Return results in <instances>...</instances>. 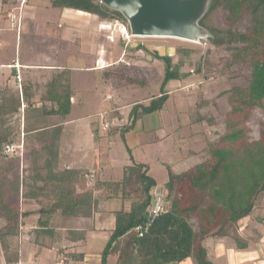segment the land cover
Wrapping results in <instances>:
<instances>
[{
    "label": "trees",
    "instance_id": "16d2710c",
    "mask_svg": "<svg viewBox=\"0 0 264 264\" xmlns=\"http://www.w3.org/2000/svg\"><path fill=\"white\" fill-rule=\"evenodd\" d=\"M2 3L4 10L0 15L7 17L11 2L2 0ZM19 3L17 0L16 5ZM48 6L79 10L106 22L127 23L119 11L94 0H50ZM218 12L224 14L223 22L213 25L211 20ZM20 20L18 15L11 27L18 29ZM199 24L208 29L211 45L229 51L227 65L244 64L248 77L245 83L229 89L227 101L230 109L223 120L224 130L209 143L206 157L180 173L165 164L167 178L162 185L165 205L152 218L149 212L151 181L155 179L148 173L147 163L134 159L125 136L134 129L139 114H151L161 108L168 96L163 94L165 84L181 76L180 61L174 63L171 55L154 53L155 58L164 63L161 95L151 98L148 104L135 103L129 112L130 122L118 127L130 160V164L123 167L120 180L101 179L96 167L70 166L59 171L52 167L55 160L53 147L60 128L48 120L51 115L63 117L70 112L73 95L68 78L70 69L63 68L52 76L46 85V93L40 98L41 105L32 100L35 90L28 80L22 81L19 98L3 97L0 103V156L7 158L5 171L0 174V221H3L0 223V248L3 255L9 252L10 237L16 235L21 217L29 214L20 208L21 197L27 196L19 192L22 179L15 174L8 177L13 168L19 172L24 146L13 154L5 152L6 145L14 143L16 135V129L7 126L5 118L18 113L23 100L28 108L24 111L22 142L25 146L27 143L39 144L35 150L45 153L44 163L39 168L44 169L46 175H39L36 165L31 167L34 171L30 177L33 181L30 185H34L32 192L45 187L55 197L49 205L40 206L37 223L40 229H36L37 232L48 234L53 231L48 223L56 211L63 216L89 217L98 209L99 202L109 196L116 197L125 202V207L112 210L114 226L99 251L100 264H108L110 258L114 259V264H178L188 257L193 264H215L209 258L204 240L207 237H233L238 222L259 207L258 198L264 192V123L257 139L249 136L247 127L251 112L261 107L264 101V0H211ZM179 50L184 51L183 48ZM199 68L200 62L196 70ZM2 91L5 89L0 90V94ZM203 119L213 120L199 117V120ZM31 132L33 134L28 135ZM108 133L112 135L114 132ZM38 180H42L43 185H38ZM179 185L187 189L180 193ZM94 194L98 195L97 198ZM137 226H142V235ZM57 251L64 253V264L82 261L85 257L83 252L68 246H61ZM4 262L14 264L6 255Z\"/></svg>",
    "mask_w": 264,
    "mask_h": 264
},
{
    "label": "rangeland",
    "instance_id": "374dc122",
    "mask_svg": "<svg viewBox=\"0 0 264 264\" xmlns=\"http://www.w3.org/2000/svg\"><path fill=\"white\" fill-rule=\"evenodd\" d=\"M6 1L14 3V6L17 2ZM30 4L36 8L37 16L31 17V12L28 11L29 8L31 11V7L28 5L22 24L20 20L17 35L16 28L10 29L9 21L0 18V86L5 83L2 87L5 91L0 94V103L3 97H20L18 82L14 83L12 79L6 82L10 71L6 64L18 55L21 59L44 63L46 66V70L34 75V79H37L34 83L37 87L35 99H40L42 94L46 93V83L55 73H59L63 68L70 69L68 78L73 95L67 119L78 118V121L66 123L61 138H58L63 141L65 137L72 138L74 134V144L78 145L82 140V146L86 149L92 145L90 122L92 121L93 129L100 132V121H108L109 127L104 131L114 133L109 140L103 137L102 144L95 147V151L102 152L103 158L111 163L112 167L107 170L104 177L108 178L111 174L113 180H120L123 165L130 164V160L118 127L130 122L129 112L135 103L148 104L151 98L161 95L164 63L155 58L154 53L171 55L174 63L179 61L181 63L179 68L181 76L165 84L163 94L168 96L161 108L151 114L139 115L135 131L145 133L137 134L134 140L138 142L139 137L157 138L153 140L157 142L153 144L152 156H148V160L143 157L140 161L144 160L149 164V174L157 185H163L167 178L166 163L175 173H180L206 157L207 146L224 130L223 120L230 109L227 101L229 89L233 85L245 83L248 77L244 64L227 65L230 53L225 47L211 45L208 37L191 41L165 36H135L131 34L128 23L106 22L89 13L95 22L88 17L77 18L71 14V17L80 19V22L63 25L59 18V10L50 6L48 8L50 0H30ZM17 13L19 14L18 10ZM81 13L87 15L85 12ZM223 19L224 14L218 12L211 23L221 25ZM123 25L126 31L122 33ZM181 48L184 51L179 50ZM198 62L200 68L197 71ZM129 78L136 80L131 81ZM74 96L77 99L75 102ZM27 108V104H21L18 113L5 118L6 125L16 129L14 143H22L19 141L23 139L24 114ZM199 117H211L213 120L201 121ZM48 122L56 124L54 117ZM159 122H162L163 126L158 127L156 124ZM263 123L264 101L261 107L251 112L247 121L249 136L252 139L259 137ZM80 133H84L83 137ZM67 140L70 139L65 140L69 143ZM23 146V154L19 159L23 168L20 166L19 172L13 168V173H10V176L8 173V177L15 174L19 179L28 178L25 180L28 182L34 174L31 170L33 166H29L28 162L36 165L39 175L45 176L46 171L39 168L44 163L45 153L35 148L36 153L30 156L27 146L25 144ZM65 146L67 147V144ZM139 155L140 150L137 151V156ZM70 156L68 153L65 154L66 158ZM6 166L7 158L0 156V174L3 175ZM186 189V186L178 187L180 193ZM117 200L115 197V202L111 201L114 207L120 206V201ZM258 204L259 207L253 209L248 219L251 228L259 224L258 219L264 220V192L260 194ZM243 219L245 220V217L241 220ZM2 222L1 220L0 223ZM82 222L89 225L91 220L84 218ZM96 224L98 225L97 221ZM105 238L101 229L92 234V239L86 246L92 261L99 259V251L106 241ZM10 241L13 247L9 252L6 254L4 252L3 255L0 248V264H3L5 255L7 259L15 256L18 249L16 237L14 240L10 237ZM39 264L46 263L41 259Z\"/></svg>",
    "mask_w": 264,
    "mask_h": 264
},
{
    "label": "crops",
    "instance_id": "0c3cea01",
    "mask_svg": "<svg viewBox=\"0 0 264 264\" xmlns=\"http://www.w3.org/2000/svg\"><path fill=\"white\" fill-rule=\"evenodd\" d=\"M28 5L31 7V11L30 8L29 10L25 9L26 7H29ZM13 6L14 3H11V5H9L10 8H12ZM48 8L50 7L48 6ZM51 8L55 9L53 7ZM25 10L31 12L32 18L33 17L36 18L37 16V13H35L37 11L36 8L32 4H30V0H27L25 5H23L22 10L19 11L20 12L19 15L21 14L20 15L21 24L24 18ZM58 10H59V18L61 20V24L63 25H65V23H69V24L79 23L80 19H76L75 18L76 16L77 18L88 17L90 18V20H92L91 19L92 17H90V15H88V13L86 12L85 13L87 15H83L81 11L79 10L76 11L75 9L64 8L62 10L60 9ZM71 14L75 17L74 18L71 17ZM0 18L5 20L8 19L3 15H0ZM92 21L95 22V20ZM12 28L14 29V27H11L10 25V29ZM18 31L19 28L18 29L16 28V35L18 34ZM6 65H8L10 69L6 82H9L12 79L14 80V83L18 82L19 87H21L23 80H28L31 83L33 82L34 84L37 81V79L36 80L34 79L35 78L34 75L36 73H40V71L46 70V66L44 63L39 64L36 62L28 61L27 59L26 60L21 59L19 55L17 58H14L11 62H9ZM3 85H5V83ZM3 85L0 86V90H2ZM35 88L37 87L34 84L33 90H35V92L32 100L37 101V105H41L42 101L37 98L35 99L36 97ZM73 100L74 102L77 101L75 96L73 97ZM21 104L26 105V103L23 100L21 101ZM47 104L51 105V102H47ZM67 115L63 117L58 115H51V117H54L56 121V124H53V126H58L60 128L53 147V154L55 156V160L52 166L53 169L55 171L57 170L59 171L63 168H68L70 166L88 167L89 169H93L94 167H96L98 169V173L101 179L103 180L113 179V176L111 174L108 178L104 177L107 170H110V168L112 167L111 163L109 161H106L105 158H103L102 152L100 153L98 151H95V147H98V145L102 144L101 140L103 137H106L109 140L112 135L104 131L99 132L97 129H93L94 127L91 124L92 122L91 121L90 122L91 125L90 136L92 142L91 147L84 149L82 146L83 145L82 140L79 141L78 145L74 144V139H73V137H75L74 134L72 135V138L65 137L64 140L62 141V139L59 138H61L62 133L65 130L64 127L65 124L74 123L75 121H78V118L77 120L67 119ZM139 115L142 116L141 114ZM139 115L137 121H139ZM156 125H158V127L163 126L162 122H159ZM144 133L145 132L137 133L134 128L133 130L127 132L125 136L126 142L131 148V152L136 161H140L141 159H143V157L146 160H148L149 159L148 156L151 157L154 152L153 144L157 142V140L153 141L157 138L151 139L150 137H139L138 142L134 140L137 134L139 135ZM31 134H33V132L28 133V135ZM80 134H82L83 137L84 133H80ZM22 136H24V133L22 134ZM66 139H70L67 140L69 141V143L65 142ZM19 142H22V139ZM65 144H67V147L65 146ZM37 145L38 144H35L34 146L31 147L29 143L26 144L27 150L28 152H30V156L36 153L34 149L35 148L37 149L39 147ZM139 150H140V155L138 157L137 151ZM67 153L71 156L66 158L65 154ZM78 156H82L83 158H78ZM140 162L147 163L144 160ZM28 165L33 166V163L28 162ZM125 165H123V167ZM21 167L23 168L22 163H21ZM26 179L28 178L22 179L23 182H21V186H20V191H19L20 195L21 193H26L27 195L25 197H21L20 208L23 211H29V214L21 217L22 221L21 223H19L17 233L16 235L11 237L13 238V240L16 237V242H17L16 244H18L16 246L18 249L15 253V256L12 257L10 260H12L14 264H39L41 259H43L44 263L46 264H64L66 257L64 253L61 252L59 253L57 250L61 246L63 247L68 246L85 254L84 260L76 261L73 262L72 264H100L99 259L94 261L91 260L88 254L89 252L86 250V246L89 244L90 240L92 239V234L96 233L99 229L104 231L106 237L105 239L107 240L109 231L114 226V215L112 210L117 209L119 207H125V203H123L121 200H117L120 201L119 202L120 206L114 207V204L112 202L114 201L115 197H110V196L107 199L103 200L102 202H99V205L97 206L98 209H96L94 214H92L89 217H84L91 220V223L89 225L83 224L82 222V220H84L83 217L63 216L61 215L60 211H56L49 218V223H48V226L50 228H53V231L51 233L45 234L42 232H37L36 230V229H40V227L37 224L40 215L39 208L41 205L47 206L51 202H53L55 199L54 194L51 193L50 190L48 191V188L46 189L45 187H43V189L41 190H36L35 192H32L33 191L32 187H34V185H30V183L32 184L33 181L32 180L30 181L31 179L30 178L29 181L26 182L25 181ZM37 183L40 186L43 185L42 180H38ZM88 184H89L88 186L90 187L91 182ZM94 196L95 198H97L98 195L94 194ZM250 217L251 215L245 217V220L243 219L244 221L240 220L238 222L236 229L233 231L234 232L233 237L229 235L219 238L207 237L204 240L205 245L208 247L209 258L215 264H264V220L258 219L259 224H257L255 228H251L250 220H248ZM76 219H80L81 221H76ZM96 221L98 222V225L96 224ZM106 222L108 224H106ZM11 241H10L9 250H11L13 247ZM242 244H245V246H241ZM4 261L5 259H3V262ZM4 264L6 263L4 262ZM108 264H114V259L110 258ZM178 264H193V261L191 258L188 257L180 261Z\"/></svg>",
    "mask_w": 264,
    "mask_h": 264
},
{
    "label": "water",
    "instance_id": "95a60500",
    "mask_svg": "<svg viewBox=\"0 0 264 264\" xmlns=\"http://www.w3.org/2000/svg\"><path fill=\"white\" fill-rule=\"evenodd\" d=\"M119 11L135 36H165L199 41L210 36L199 24L211 0H94ZM151 185H156L154 180Z\"/></svg>",
    "mask_w": 264,
    "mask_h": 264
},
{
    "label": "built area",
    "instance_id": "2783aa9c",
    "mask_svg": "<svg viewBox=\"0 0 264 264\" xmlns=\"http://www.w3.org/2000/svg\"><path fill=\"white\" fill-rule=\"evenodd\" d=\"M26 2V0H20V3L16 6H13L7 11V18L10 22L11 26H14L16 23V20L18 18V13L16 14V11H21L23 4ZM4 10V4L2 3V0H0V12ZM20 13V12H19ZM126 31V27L123 25L122 27V33ZM109 127L108 121H100V131H106ZM104 131V132H105ZM22 143H11L6 145L5 152L9 154H13L17 151L22 150ZM165 205V191L164 187L162 185H154L152 188V205L149 209L150 217L157 215L159 212L162 211L163 207ZM137 229L140 230V235H142V226H137Z\"/></svg>",
    "mask_w": 264,
    "mask_h": 264
},
{
    "label": "bare ground",
    "instance_id": "6f19581e",
    "mask_svg": "<svg viewBox=\"0 0 264 264\" xmlns=\"http://www.w3.org/2000/svg\"><path fill=\"white\" fill-rule=\"evenodd\" d=\"M180 39H182V38H180ZM185 40V39H184Z\"/></svg>",
    "mask_w": 264,
    "mask_h": 264
}]
</instances>
